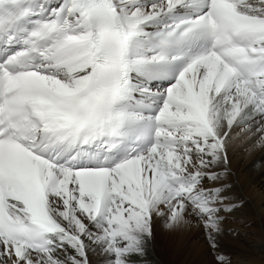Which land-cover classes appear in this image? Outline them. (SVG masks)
<instances>
[{"label":"snow or ice","instance_id":"obj_1","mask_svg":"<svg viewBox=\"0 0 264 264\" xmlns=\"http://www.w3.org/2000/svg\"><path fill=\"white\" fill-rule=\"evenodd\" d=\"M253 125L264 0H0V264H134L154 216L215 252Z\"/></svg>","mask_w":264,"mask_h":264},{"label":"bare ground","instance_id":"obj_2","mask_svg":"<svg viewBox=\"0 0 264 264\" xmlns=\"http://www.w3.org/2000/svg\"><path fill=\"white\" fill-rule=\"evenodd\" d=\"M248 127L251 130L242 127L239 132L236 127L231 130L227 146L229 163L216 169L223 173L219 183L224 186V195L236 206L231 212L220 213L223 220L215 252L195 219L170 229L164 217L154 216L152 238L144 255L132 258L134 264H188L194 257L197 260L198 255L203 264H215L216 252L224 254L228 264H264V141L260 139L264 133L258 132L254 125ZM234 132L244 135L238 139ZM166 254L170 255L169 260ZM180 257L183 259L177 263ZM89 261L107 264V258L99 251L90 252Z\"/></svg>","mask_w":264,"mask_h":264},{"label":"rangeland","instance_id":"obj_3","mask_svg":"<svg viewBox=\"0 0 264 264\" xmlns=\"http://www.w3.org/2000/svg\"><path fill=\"white\" fill-rule=\"evenodd\" d=\"M248 128H249V127H246V128H245V127H242L241 129H244V130L246 129V130H247ZM239 129H240V127H236L235 130L239 132ZM241 129H240V130H241ZM248 130H251V129L249 128ZM234 133H235V132H234ZM235 134H237V137H236V138H238V139H240L239 137H240L241 135H244L243 133H242V134H241V133H235ZM241 140H242V139H241ZM243 140H244V139H243ZM170 250H171V249H170ZM172 250H173V248H172ZM198 256H199V255H198ZM198 256H197V260H198V261L195 259L196 257H194V261H196V263H197V262L199 263V262L201 261V260L199 261V259L201 258V256H199V258H198ZM178 257H179V256H178ZM166 259L169 260V259H170V255L166 254ZM179 259H180V260H179ZM182 259H183L182 257L177 258L176 262H177V263H180ZM194 261H193V260L191 261V259H190V261H189L188 264H196V263H194ZM198 263H197V264H198ZM201 263H202V262H200L199 264H201ZM186 264H187V263H186ZM202 264H203V263H202Z\"/></svg>","mask_w":264,"mask_h":264}]
</instances>
